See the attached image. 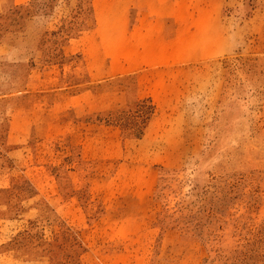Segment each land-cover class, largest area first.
Instances as JSON below:
<instances>
[{
    "label": "rangeland",
    "instance_id": "374dc122",
    "mask_svg": "<svg viewBox=\"0 0 264 264\" xmlns=\"http://www.w3.org/2000/svg\"><path fill=\"white\" fill-rule=\"evenodd\" d=\"M0 264H264V0H0Z\"/></svg>",
    "mask_w": 264,
    "mask_h": 264
},
{
    "label": "crops",
    "instance_id": "0c3cea01",
    "mask_svg": "<svg viewBox=\"0 0 264 264\" xmlns=\"http://www.w3.org/2000/svg\"><path fill=\"white\" fill-rule=\"evenodd\" d=\"M138 7V5H135ZM140 19L137 21V23L134 25V27L140 26ZM164 62H173V60L171 59L170 61L167 60V54L164 52V58H163ZM127 63V62H126Z\"/></svg>",
    "mask_w": 264,
    "mask_h": 264
},
{
    "label": "trees",
    "instance_id": "16d2710c",
    "mask_svg": "<svg viewBox=\"0 0 264 264\" xmlns=\"http://www.w3.org/2000/svg\"><path fill=\"white\" fill-rule=\"evenodd\" d=\"M152 109V108H151Z\"/></svg>",
    "mask_w": 264,
    "mask_h": 264
}]
</instances>
